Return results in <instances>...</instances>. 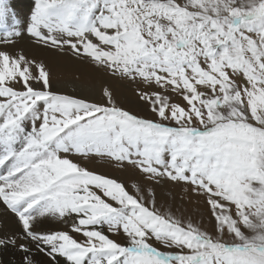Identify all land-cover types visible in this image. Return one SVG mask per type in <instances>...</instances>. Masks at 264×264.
Segmentation results:
<instances>
[{"label": "snow or ice", "instance_id": "obj_1", "mask_svg": "<svg viewBox=\"0 0 264 264\" xmlns=\"http://www.w3.org/2000/svg\"><path fill=\"white\" fill-rule=\"evenodd\" d=\"M25 39L134 84L152 118L107 86L55 91ZM166 183L203 197L213 232L161 210ZM0 203L20 226L0 264H264V0H0Z\"/></svg>", "mask_w": 264, "mask_h": 264}, {"label": "bare ground", "instance_id": "obj_2", "mask_svg": "<svg viewBox=\"0 0 264 264\" xmlns=\"http://www.w3.org/2000/svg\"><path fill=\"white\" fill-rule=\"evenodd\" d=\"M13 2L22 16L29 12L31 0H13ZM18 49H22L27 56L43 61L47 65L52 73V84L55 91L102 103V89L107 86L113 90L119 105L134 109L145 116L149 115L148 106L142 101V105L138 104L140 99L136 95L134 84L128 81L112 80L107 74L100 72L89 64L76 60L70 55H61L48 48L38 47L28 39L21 41ZM83 163L84 166L94 172L126 183L130 191L133 182H137L142 186L147 184L145 178L131 167L120 169L100 159H92ZM156 192L157 204L163 206L162 211H166L171 207L177 216L190 217L194 223H200L209 232L214 231L215 222L210 221V214H204L208 208L207 204L203 197L193 194L190 187L185 191L182 184L166 183L162 187H157ZM48 227L50 226H45V228ZM19 228L16 217L0 203V233L18 232ZM9 258L13 259L14 264H19L18 256L11 257V253H9L5 256V259ZM36 259L42 262L44 258L37 256Z\"/></svg>", "mask_w": 264, "mask_h": 264}, {"label": "rangeland", "instance_id": "obj_3", "mask_svg": "<svg viewBox=\"0 0 264 264\" xmlns=\"http://www.w3.org/2000/svg\"><path fill=\"white\" fill-rule=\"evenodd\" d=\"M139 101V103L138 104H141L142 105V102L140 101V100H138ZM121 107H123L122 105H120ZM123 108H125V109H127V110H129V111H131V112H133V113H135V114H137V115H139V116H143V117H148V118H152L151 117V114L149 113V110L147 109V111H148V113H149V115H147V116H145L144 114H142L141 112H138V111H136V110H134V109H131V108H129V107H123ZM126 184V183H125ZM127 185V184H126ZM204 214H210L209 213V211H208V208L205 210V212H204Z\"/></svg>", "mask_w": 264, "mask_h": 264}]
</instances>
